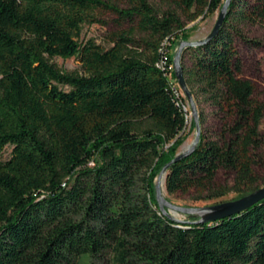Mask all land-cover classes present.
I'll list each match as a JSON object with an SVG mask.
<instances>
[{"label":"trees","instance_id":"trees-1","mask_svg":"<svg viewBox=\"0 0 264 264\" xmlns=\"http://www.w3.org/2000/svg\"><path fill=\"white\" fill-rule=\"evenodd\" d=\"M224 1L129 0L120 8L109 0H0V264H264V200L197 225L194 217L167 219L155 199L159 172L186 138L173 68L171 79L156 68L160 49L166 42L172 66L186 26L219 13ZM100 10L132 24L107 49L79 41L84 25L100 23ZM243 25L264 27V0H231L217 35L181 53L201 134L168 169L169 196L233 192L235 200L259 189L264 102L241 77L236 42L258 44ZM53 58H76L83 74L62 71ZM205 105L220 115L214 139L203 128ZM219 172L231 174L232 186L216 183Z\"/></svg>","mask_w":264,"mask_h":264},{"label":"rangeland","instance_id":"rangeland-1","mask_svg":"<svg viewBox=\"0 0 264 264\" xmlns=\"http://www.w3.org/2000/svg\"><path fill=\"white\" fill-rule=\"evenodd\" d=\"M116 4L120 8L128 7L129 0H109ZM157 3V1H154ZM218 12L215 14L204 18L203 20H197L194 23H189L186 26L188 29V40L202 39L206 37L213 28V25L217 19ZM98 19L100 23L93 25H84L79 37V41H86L88 39H93L96 44L104 49L112 46L110 40L115 33L120 31H130L132 24L121 23L117 16L110 12L100 10L98 11ZM243 35L250 41L258 43L256 45L246 44L237 41L235 46L239 53V57L242 62V73L241 77L249 80L255 86L254 99L257 101L264 102V27L259 25H243L240 27ZM140 33L135 32V37H141ZM51 62L55 64L59 69L67 73L83 74L80 63L76 58L61 59L53 58ZM188 65L187 62H185ZM204 115L206 117V122L203 126L204 131L210 138H215L216 134L219 133L221 123L220 115H216L214 109L210 108L208 105L203 106ZM190 112V109H189ZM191 118L188 115L186 120V125L181 134L186 135L185 140L182 145L177 150V153L186 149L193 141L195 131L191 130ZM264 129V124L262 125ZM11 147L7 146L1 153V159L6 160L10 156ZM259 164L254 168V174L257 178V186L259 188L264 187V152L260 153L259 158H257ZM216 183L220 186H232V176L231 174L219 172L216 176ZM163 194L166 199L170 201L173 205L179 207H202L208 206L219 202L233 200L237 195L230 192L224 197L216 200H204L200 199L195 191H190L187 194L177 193L175 195L169 196L166 194L163 185ZM175 218L184 221L189 218V216L183 214H174ZM77 264H111L110 262L102 261H90L86 257H81Z\"/></svg>","mask_w":264,"mask_h":264},{"label":"water","instance_id":"water-1","mask_svg":"<svg viewBox=\"0 0 264 264\" xmlns=\"http://www.w3.org/2000/svg\"><path fill=\"white\" fill-rule=\"evenodd\" d=\"M230 2L231 0L224 1L217 15V19L213 25V28L206 37L195 41H189V40L181 41L178 44V46L175 48L174 57L172 59V68L174 72V77L189 104L191 120L194 123V131H195L194 139L192 143L186 149L177 153L170 162H168L162 167L155 181V199L159 211L164 217L176 223L181 222V220L176 219L174 214L180 213L189 217L197 218V221H195L194 224L197 225L211 224L238 215L243 211L249 209L253 205L264 200V187H261L235 200L219 202L202 207H179L170 203L163 194V185L168 169L170 168L171 165L179 162L181 159L191 154V152L199 143L200 134H201V127L199 124L197 107L194 103L191 93L189 92L186 86L183 77V71L181 68V61H180L181 53L183 49L187 47H197L206 44L208 41H210L212 38H214L217 35L219 29L221 28L224 22Z\"/></svg>","mask_w":264,"mask_h":264},{"label":"built area","instance_id":"built-area-1","mask_svg":"<svg viewBox=\"0 0 264 264\" xmlns=\"http://www.w3.org/2000/svg\"><path fill=\"white\" fill-rule=\"evenodd\" d=\"M166 45L167 43L164 42L162 44V48L160 49V52L162 54L161 59L159 60V62L156 64V68L159 69L160 71H162L165 76L168 79H171L170 76V70L172 69V66L168 67V63H167V54H168V50L166 49ZM172 81V89L174 91V93L176 94L177 97V104L180 106L181 110L183 111L186 120L188 119V115L191 118L190 112H189V104L184 96V94L182 93L177 81L175 78H173Z\"/></svg>","mask_w":264,"mask_h":264},{"label":"crops","instance_id":"crops-1","mask_svg":"<svg viewBox=\"0 0 264 264\" xmlns=\"http://www.w3.org/2000/svg\"><path fill=\"white\" fill-rule=\"evenodd\" d=\"M203 39V38H202ZM196 40H199V39H196ZM191 41H195V40H191Z\"/></svg>","mask_w":264,"mask_h":264}]
</instances>
